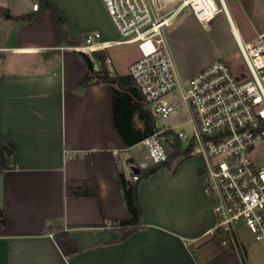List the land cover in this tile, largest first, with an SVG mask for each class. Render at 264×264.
<instances>
[{
  "label": "crops",
  "instance_id": "0c3cea01",
  "mask_svg": "<svg viewBox=\"0 0 264 264\" xmlns=\"http://www.w3.org/2000/svg\"><path fill=\"white\" fill-rule=\"evenodd\" d=\"M49 2L78 44L58 41L49 10L26 23L13 18L34 12L38 0H0V136L15 142L14 167L0 174V264H240L209 233L215 220L195 156L138 182L143 228L119 239L115 223L128 218L119 174L132 180L140 163L113 125L109 85L74 49L87 31L105 40L117 32L102 0ZM187 61L174 59L183 78L209 64ZM86 76L96 83L81 86ZM84 181L93 195L70 194ZM57 226L69 232L76 255L60 251Z\"/></svg>",
  "mask_w": 264,
  "mask_h": 264
},
{
  "label": "built area",
  "instance_id": "2783aa9c",
  "mask_svg": "<svg viewBox=\"0 0 264 264\" xmlns=\"http://www.w3.org/2000/svg\"><path fill=\"white\" fill-rule=\"evenodd\" d=\"M102 3L117 38L105 40L97 30L84 33L74 49L90 58L89 73L101 72L95 52H105L103 64L111 75L108 49L135 45L139 57L129 65L128 74L155 121L153 132L140 141L150 162L165 161L176 147L188 150L179 157L200 159L201 182L215 220L210 235L234 249L239 246L237 226L243 224L256 241L264 242V164H256L251 156L254 144L264 138V32L242 41L225 0ZM184 9L205 28L223 13L237 46L234 55L241 60L238 71L216 60L187 78L179 75L166 29Z\"/></svg>",
  "mask_w": 264,
  "mask_h": 264
},
{
  "label": "trees",
  "instance_id": "16d2710c",
  "mask_svg": "<svg viewBox=\"0 0 264 264\" xmlns=\"http://www.w3.org/2000/svg\"><path fill=\"white\" fill-rule=\"evenodd\" d=\"M37 5L38 8L34 12L20 14L13 18L19 22L26 23L33 18L36 12L49 10L53 16L58 41L70 44L79 43V41L72 40L68 36L65 28V17L60 9L50 3L49 0H38ZM4 12L5 10L0 9V13ZM94 56L101 62V72L98 73L99 80L107 83L111 90L113 125L124 145L130 147L153 132L155 121L151 116L148 107L143 102L140 90L135 85L133 78L128 73H113L109 75L103 64L105 56L104 51H97L94 53ZM83 59L88 69H90V58L86 54H83ZM91 82L96 83V81H91L89 76H86L82 80L81 86H87ZM137 122L141 124L139 127L136 125ZM187 152L188 150H179L176 147L168 155L165 161L157 163L149 162L144 166L138 165V172L132 174L137 176L136 180H128L123 174H119L123 199L128 211V218L119 220L115 223V229L119 234V239H123L132 232L143 228V225L141 224L142 208L138 196V182L142 178L148 177L163 167H170L175 159L179 158L181 154L186 155ZM14 153L15 142L12 135L0 136V174L5 170L14 167ZM129 161H131V159H129ZM70 194L93 195L94 190L89 181H84L82 185L71 188ZM5 223L6 220L3 214V209L0 206V230L5 226ZM51 231L53 232V238L63 255L66 257H72L78 253V248L67 230L61 226H57L51 228ZM232 249V246L229 245L226 249L222 250V252ZM240 256L243 258L242 260H244L245 254L243 248L242 251H240Z\"/></svg>",
  "mask_w": 264,
  "mask_h": 264
},
{
  "label": "rangeland",
  "instance_id": "374dc122",
  "mask_svg": "<svg viewBox=\"0 0 264 264\" xmlns=\"http://www.w3.org/2000/svg\"><path fill=\"white\" fill-rule=\"evenodd\" d=\"M225 2L242 41L256 38L258 33L264 31V0ZM166 39L175 61L188 60L192 65L221 60L227 62L235 71L242 67L240 57L234 55L237 46L223 13L218 14L209 22L208 28H205L189 9H184L167 28ZM108 54L112 61V70L120 73L125 72L128 64L139 57L135 45L112 46L108 49ZM183 129L188 131L186 125ZM129 152L126 153L131 154L138 164L146 165L150 162L146 147L140 142L134 144ZM251 156L256 164H264V138L254 144ZM237 236L240 249L235 247L232 253L238 254L240 264H264V242L256 241L243 224H238ZM215 237L220 241L218 236ZM242 248L244 260L240 256Z\"/></svg>",
  "mask_w": 264,
  "mask_h": 264
},
{
  "label": "bare ground",
  "instance_id": "6f19581e",
  "mask_svg": "<svg viewBox=\"0 0 264 264\" xmlns=\"http://www.w3.org/2000/svg\"><path fill=\"white\" fill-rule=\"evenodd\" d=\"M230 18H231V16H230ZM231 21L233 22V20H232V18H231ZM234 23V22H233ZM234 26V25H233ZM234 32H235V34H237L238 35V30H237V28L234 26Z\"/></svg>",
  "mask_w": 264,
  "mask_h": 264
},
{
  "label": "water",
  "instance_id": "95a60500",
  "mask_svg": "<svg viewBox=\"0 0 264 264\" xmlns=\"http://www.w3.org/2000/svg\"><path fill=\"white\" fill-rule=\"evenodd\" d=\"M132 171H133V172H138V168L134 166V167L132 168Z\"/></svg>",
  "mask_w": 264,
  "mask_h": 264
}]
</instances>
